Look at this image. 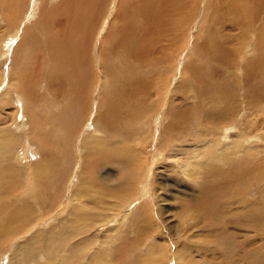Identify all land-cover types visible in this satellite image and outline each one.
I'll return each instance as SVG.
<instances>
[{
    "label": "rangeland",
    "instance_id": "rangeland-1",
    "mask_svg": "<svg viewBox=\"0 0 264 264\" xmlns=\"http://www.w3.org/2000/svg\"><path fill=\"white\" fill-rule=\"evenodd\" d=\"M38 3L49 12L53 9L51 4L38 0H0V264H264V77L254 75L255 84L263 89L261 95L250 92L249 101L253 104L249 106L241 97V101L234 105L237 127L229 129L227 119H221L218 113L224 101V95H217L218 87L225 88L228 94V88L220 82L227 81L229 76L245 82L234 75L235 69H240V66L229 60L223 64L215 61L206 75L204 71L193 69L195 79L191 80L184 74L185 65L190 62L204 64L210 58L205 50L203 52L206 57L191 51L192 41L204 42V39L194 38L191 33L188 34L190 42L174 60L158 56L150 61L148 70H161L157 80L160 85L164 82L162 90L167 92L168 101L174 98L176 84L184 77V83L180 82L184 85V96L198 106L197 117L200 120H214L213 127L206 136H201L202 140L183 144L179 141L178 145V141L171 140L167 132L170 123L172 126L176 122L169 116L168 120L165 113H156L143 120L137 138L133 137L129 129L126 139H121L116 149L107 148L105 151L110 159L115 152H119L120 161L126 148L133 150L139 165L138 188L135 189L131 206L129 204L127 207V218H122L125 204L121 201L124 197L111 192V187L104 186L100 170L82 169L83 160L95 159L87 154L88 147L80 141L82 135H88L89 138L93 129V118L98 103L102 101L103 82L99 80L97 84L93 78L88 77L91 83H95L93 99L86 100L88 105L84 102L89 113L72 101L71 116L74 112L82 111L84 118L77 123L74 142L70 140L72 145L66 148L63 136L64 139L68 138V129L59 121L60 103L72 95L61 93V89H58L57 95L60 98L55 97L46 88L49 60L46 53L40 52L43 48V32L39 27L41 17ZM250 6V13L256 15L259 12L264 18V0L253 1ZM100 11L105 14L101 15ZM100 11L94 15L97 21L94 37L97 38V45L117 12L116 0L107 5V10ZM52 17L56 19L57 16ZM245 18L252 20L250 14ZM60 19L64 20L65 15ZM56 26H61H52L58 31ZM47 30L52 39H58L57 33H51L50 27ZM59 30L64 34L72 33H67L64 26ZM228 34V38H217L218 41L227 49L235 51L239 60H249L251 69H255L257 59L264 56L262 25L252 23L249 26L243 23L240 28L228 31ZM72 37L78 39V36ZM59 46L66 50L71 48L68 47L67 37ZM138 71L144 73L143 68ZM33 76L35 89H32V95L28 96L21 90L20 95L17 84L21 80L33 79ZM209 88L206 93L205 89ZM89 89L91 91L92 88L84 90L82 97H89ZM71 93L74 94L75 90ZM196 93H200V97ZM236 96L232 95L228 101L235 100ZM38 97L42 101L38 102ZM159 101L153 96L150 102ZM182 105L184 108L185 105ZM66 106L69 105L61 107ZM184 111L185 116L189 117V112L186 109ZM148 113V110L137 109L133 102L129 103L130 118ZM24 124L30 130H25ZM33 124H38V127L35 128ZM190 125L183 124L189 136L199 137L200 126L195 123ZM219 126L228 131L227 137L221 139V142L219 138L212 137L221 136L217 132ZM55 130L61 134L67 131L62 136H56L64 141L59 143L62 147L49 153L42 149L43 143L49 146V142H59L51 134ZM239 131L245 134L237 138L241 134ZM11 137L17 142L9 143ZM172 143L176 144L173 146ZM184 144L188 145L185 149L191 154L200 151L196 162L203 164L195 172L183 171L172 159L176 152H182ZM206 156L211 163L204 161ZM186 157V154L178 156L184 162ZM228 159L233 162L228 164ZM55 160L66 170L62 171ZM210 164L220 166L233 180H217L213 197L200 199L194 193ZM108 167L109 176L112 173L121 176L120 171ZM101 182L103 187L99 186ZM115 182L122 181L110 178L107 184ZM179 184L190 188H179ZM129 188L133 189V186ZM113 203H120L121 206H114ZM7 204H11L10 208ZM21 210L23 212L19 213ZM72 231L74 234H69ZM71 245H76V249L69 254L68 248ZM45 248H51V257L49 252L45 253Z\"/></svg>",
    "mask_w": 264,
    "mask_h": 264
},
{
    "label": "bare ground",
    "instance_id": "bare-ground-1",
    "mask_svg": "<svg viewBox=\"0 0 264 264\" xmlns=\"http://www.w3.org/2000/svg\"><path fill=\"white\" fill-rule=\"evenodd\" d=\"M39 1L51 4L53 7V9L49 12L48 10L41 8L38 3V13L41 17L39 27L43 32V39L41 42L43 48L40 50V52L43 54L46 53L48 58L47 61L49 60V74L45 81L46 88L50 93L52 92L55 94V97H59V95H57L58 89H61L59 90L61 93L66 92L72 95L69 97V99L66 101H61L60 103L61 120L59 121H61L65 125L66 129H68V132H66L67 130L65 131L66 134L68 133V138L66 139L65 137L64 139L65 135L63 133L65 132L61 130L63 131L62 134L64 135V142L59 137H56L57 135L62 136L61 132L59 131L58 133L57 130H55V132H51V134L53 133L52 136L55 135L56 141L59 142L56 144H49V142V146L43 143L44 148L42 149H45L47 152L49 151V153L50 151L53 152L55 149H57V147H62L59 144L60 141L64 142V146L66 148L72 145L70 140H73L74 142V135L77 131V123L82 122L84 118L82 116V111L74 112L73 117L71 116L70 112H73L72 101H74L81 110H86V112L89 113V108L84 107V105L88 103L86 100L88 101V98H92L93 96L92 94L95 90L94 82L102 80L104 86V88L102 87V101L100 104L98 103V110L95 117L93 118V129L90 131L89 135L90 140L88 135H82V139L80 141L82 145L88 147L87 154L94 156L95 159L83 160L82 169L85 171L87 169L89 170L90 168H97L101 172V178H103L104 186L111 187V192L124 197V200L121 201L125 204V208L122 209L123 213L121 212L122 218H127V207L135 197V189L138 188L139 165L136 162L135 155L131 149L126 148L125 151H123L124 155L122 161H120L121 156L119 152H115L110 159V156L107 155L105 150H108L107 148L110 147L116 149L118 147L117 143H120L121 139H126L125 137L128 135L129 129L132 130L133 137L137 138L141 131L143 120L147 119V116L151 117L150 115L156 113H161V115L165 113L167 119L169 116L173 121L176 122L172 126L170 123L167 132L169 133L171 140L174 139L178 141V145L179 141L183 144L185 142L191 143L194 140H202L201 136H206V133L213 127L212 121L214 120H200V118L197 117L198 106L193 104L189 97L184 96L185 89L184 85L182 84L184 83V77L178 80L175 87L174 98L168 101L167 92L162 90V84L164 82L160 85L157 80L161 74V70H148L150 61L154 60L158 56H164L167 59L174 60L178 54L184 50V48L187 46V43L190 42L188 34L191 33L193 34L194 38L198 37V39H204V42L192 41L191 51L194 52L195 55H202L204 57H206V55L203 50L210 54V58L204 64L190 62L185 65L184 74H187L191 80L194 81L195 79V72L193 69L197 72L204 71V74L206 75L208 68L215 61L223 64L224 61L229 60L231 63L240 66V69H235L234 75L245 82H241L229 76L227 81L220 82L224 83V85L228 88L229 93L226 94L225 88L218 87L217 95H224L222 110L218 113L220 114L221 119L223 117L227 119L229 129H235L237 127L238 121L235 118L236 107L234 105H237L241 101V97L244 99L245 104L249 106L253 104L249 101L250 92H253L255 95H261L263 89H261L259 84H255L254 75L264 77V56L259 57L255 64L256 68L251 69L249 60H239V56L235 51L227 49V47L217 39H222L224 37L228 38V31H234L240 28L243 23H247L249 26L252 25V23L254 25H262L264 30L263 15H260L259 12L255 13L256 15L250 13L251 3L257 0H116L117 12L110 22V25H108L107 29L100 37L98 45L96 44L97 38H94L97 31V21L95 20L94 15L100 10H107V5L113 0H38V2ZM100 14L104 15L105 12L100 11ZM249 14L252 18L251 21L245 18V16ZM53 15L57 16L56 19L52 17ZM64 15L65 19H60V17ZM86 24L90 27L87 28ZM54 25H60L61 27L64 26L67 33H72L70 35L62 33L59 30L61 28L59 26H56L58 30L56 31L52 27ZM48 27H50L52 30L51 33H57L58 39L51 38L47 30ZM72 35L78 36V39H74ZM66 37L68 40V47H71L68 50L64 49L63 47L60 48L59 46L61 41ZM57 51L58 53L56 54ZM35 68L36 67H34V69ZM140 68H143L144 73L138 71ZM220 72L222 73V71ZM65 74H67V77ZM88 77L93 78L94 82L91 83L92 81L90 82L91 79H88ZM37 81L36 83H38ZM17 85L20 95L21 90L26 95L31 96L32 89H35L34 76L33 79L30 80H21L20 84ZM71 88L75 90L74 94L71 93L73 91ZM88 88H92L91 91L89 89V97H82L84 90ZM210 89L211 88L205 89V92L207 93ZM196 94L200 97V93ZM234 94H237L235 100L228 101V98L232 97ZM153 96L157 97L160 101L157 103H151L150 101ZM161 98H163L162 103ZM39 101L42 100L38 97V102ZM84 102L86 103L84 104ZM130 102H133L137 109H142L143 111L148 110L149 113L135 118H130L128 115ZM182 103L185 105L184 108ZM63 105L69 106L61 107ZM184 109L189 112V117L185 116L186 112ZM83 114L85 113L83 112ZM56 122L58 123L57 120ZM182 123L186 124L187 126L192 123L199 125V137L192 138L189 136L190 134L185 130V127ZM33 125L35 128L38 127V124ZM60 126H62V124H60ZM23 128L26 130L28 129V126L24 124ZM63 129L65 130V128ZM217 132L221 134V136L212 137L219 138L220 142L221 139L227 137V129H223L221 126H219ZM242 134H245V132L238 134L237 138ZM8 141L9 143L12 142V144L13 142H17L16 140L14 141L12 137L9 138ZM89 142L93 144H90ZM175 144L176 143H174L173 146ZM97 146H99V148H97ZM185 146L188 145L184 144V149L182 152H176L174 155H172V159H174V162L178 164V166L181 167L183 171L190 170V172H192V170H194L193 172H195V170L197 171L203 164L199 161L196 162V159L200 155V151L198 154H191L187 151V149H185ZM196 146L199 147V145ZM35 149H37V147ZM180 154L187 155L185 162L182 160V158H178ZM47 161L45 163H47ZM204 161L211 163L209 161V157H207ZM54 162L57 164V166L60 164L56 160ZM228 162V164H231L233 160L228 159ZM213 165L210 164L208 169H206V173L200 178V186L197 188V190H195L194 193V195H197V198L203 199L213 197L212 192L215 188V182L217 180L226 179L230 182L233 180L231 176L224 173L220 166L215 164ZM37 166L38 165L36 164V167ZM108 166L111 168L114 167V170L116 171H120L121 176H117L116 173H112V175L109 176L110 170H108ZM59 167L62 171H64V166L59 165ZM35 168L33 170H35ZM37 171L38 170L35 172ZM38 173L39 172H37V174ZM59 174L61 173L59 172ZM64 174L65 173L63 172L62 175ZM78 177H80V173L78 174ZM30 178L31 177H29V179ZM110 178H115L122 182H115L108 185L107 182ZM33 180L35 181V179ZM99 184V186H101L102 182ZM129 186H133V189H130ZM141 186L142 185L140 184V189L142 188ZM179 188L188 189L190 187L184 184H179ZM10 205L11 204H7V207L10 208ZM113 205H117V207L121 206L120 203H113ZM155 206L157 210H159L158 203H156ZM3 210H5V208H3ZM198 210H200V208H198ZM143 211L144 210H142V212ZM22 212V210L19 211V213ZM1 220L2 218L0 221ZM5 220L6 218L4 217V221ZM6 224L4 223L5 226L10 227ZM12 227L14 228L13 225ZM69 234L74 233L72 231L71 233L69 232ZM148 237L150 236L148 235ZM95 238H97V235ZM72 245L68 248V253L76 249V245L75 247ZM44 251L45 253L49 252V256L51 257V248H45ZM58 253L60 254V250ZM65 260H69V258H66ZM86 262L87 261H85V263ZM50 264L52 263L50 262Z\"/></svg>",
    "mask_w": 264,
    "mask_h": 264
}]
</instances>
